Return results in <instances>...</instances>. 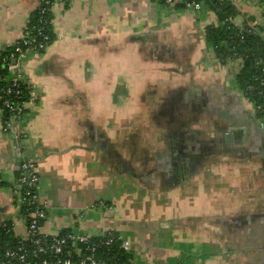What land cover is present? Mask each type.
<instances>
[{
	"label": "crops",
	"instance_id": "1",
	"mask_svg": "<svg viewBox=\"0 0 264 264\" xmlns=\"http://www.w3.org/2000/svg\"><path fill=\"white\" fill-rule=\"evenodd\" d=\"M228 1L234 26L264 40V3ZM38 5L0 0V51ZM52 11L53 43L7 74L27 94L8 129L0 106V225L26 236L18 179L30 159L50 235L114 232L130 264H264V109L239 85L243 59H221L207 40L216 11L158 0Z\"/></svg>",
	"mask_w": 264,
	"mask_h": 264
},
{
	"label": "built area",
	"instance_id": "2",
	"mask_svg": "<svg viewBox=\"0 0 264 264\" xmlns=\"http://www.w3.org/2000/svg\"><path fill=\"white\" fill-rule=\"evenodd\" d=\"M167 5H174L179 0H158ZM188 10L199 11L203 9L205 0H180ZM264 3V0H261ZM49 3V0H46ZM65 0H55L63 4ZM29 31H25L21 39H26ZM31 41L25 40V43ZM46 49L47 46L41 45ZM35 50V49H33ZM20 58L25 53L17 48ZM36 51V50H35ZM12 62H9L8 69L14 70L20 58H15V53L10 55ZM16 64H13V61ZM13 72V71H12ZM22 84L25 79L14 74L12 78L0 76V102L3 110L11 112V117H21L26 110V100H22ZM264 85V82H262ZM12 126V121L5 122V128ZM40 175L37 163L25 159L21 163V174L18 179L21 206L26 207L27 231L26 236L21 238L16 248H8L4 256H0V264H111L98 256L101 247L113 243H120V247L127 249L128 242L114 232H107L106 235L94 239L89 234L67 233L65 235L53 236L43 230L47 220V209L39 197Z\"/></svg>",
	"mask_w": 264,
	"mask_h": 264
},
{
	"label": "trees",
	"instance_id": "3",
	"mask_svg": "<svg viewBox=\"0 0 264 264\" xmlns=\"http://www.w3.org/2000/svg\"><path fill=\"white\" fill-rule=\"evenodd\" d=\"M39 0V5L31 14L30 21L25 27L29 31L26 39H18L13 45L0 51V76L7 77L9 73L8 64L12 62L10 55L15 53V58H20L17 48L26 52L29 49H35L39 52L45 50L41 45L49 46L55 40L53 31V11L52 3L55 0ZM68 0H65L66 3ZM212 7L219 18L218 25L208 26L206 37L214 48L217 56L221 59L241 57L244 61L243 68L238 76L239 85L245 91L246 95L264 109V40L253 29L237 28L231 19L235 16L234 6L228 0H205ZM177 6L184 7V3L177 2ZM25 40L31 41L25 43ZM22 100H26L27 86L22 84ZM1 105V102H0ZM264 111V110H262ZM6 119L11 117V112L4 110ZM6 122V121H5ZM20 177V176H19ZM3 182L0 180V186ZM22 210L27 214L26 207ZM66 234V233H65ZM64 233L62 235H65ZM21 238L16 237L10 224L0 225V256H4L8 248H16ZM98 256L111 264H130L129 255L120 243H113L103 246L98 251Z\"/></svg>",
	"mask_w": 264,
	"mask_h": 264
},
{
	"label": "flooded vegetation",
	"instance_id": "4",
	"mask_svg": "<svg viewBox=\"0 0 264 264\" xmlns=\"http://www.w3.org/2000/svg\"><path fill=\"white\" fill-rule=\"evenodd\" d=\"M172 172H173L172 176H174V180H178L179 181V180H182V179L186 178L187 171L184 170L183 166L180 165V164H177L176 167L173 168Z\"/></svg>",
	"mask_w": 264,
	"mask_h": 264
},
{
	"label": "rangeland",
	"instance_id": "5",
	"mask_svg": "<svg viewBox=\"0 0 264 264\" xmlns=\"http://www.w3.org/2000/svg\"><path fill=\"white\" fill-rule=\"evenodd\" d=\"M127 131V133H129L130 131L134 130V127H132V124L125 129Z\"/></svg>",
	"mask_w": 264,
	"mask_h": 264
}]
</instances>
